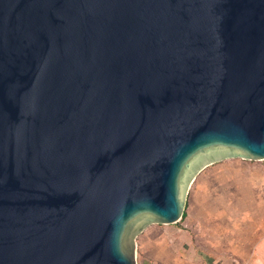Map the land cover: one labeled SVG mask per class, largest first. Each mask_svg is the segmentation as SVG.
<instances>
[{"label": "water", "instance_id": "95a60500", "mask_svg": "<svg viewBox=\"0 0 264 264\" xmlns=\"http://www.w3.org/2000/svg\"><path fill=\"white\" fill-rule=\"evenodd\" d=\"M231 158L264 160V0H0V264H138Z\"/></svg>", "mask_w": 264, "mask_h": 264}, {"label": "crops", "instance_id": "0c3cea01", "mask_svg": "<svg viewBox=\"0 0 264 264\" xmlns=\"http://www.w3.org/2000/svg\"><path fill=\"white\" fill-rule=\"evenodd\" d=\"M234 161L249 166V162L258 160L231 158L204 168L190 186L185 217L174 224H152L137 237V252L140 251L144 262L195 264L194 260L200 256L206 264H213L220 260L226 262L234 253L236 254L237 251H234L232 245L222 248L209 242L221 241L224 235L231 233L222 227L224 221H233L237 214L247 215L254 211V207L250 206L248 201H241L246 195L241 194L239 183L241 176L247 174L251 167L244 170L240 167L233 169L232 166H236ZM229 171L231 173H228ZM157 225L169 226L164 228L166 236L163 234L156 238L154 226ZM231 230L233 231V228ZM166 238L171 242L169 245L168 241H165ZM199 241H207V245L199 244ZM242 241L253 240L244 237ZM241 252L250 254L251 249ZM242 253L240 256L243 258Z\"/></svg>", "mask_w": 264, "mask_h": 264}, {"label": "rangeland", "instance_id": "374dc122", "mask_svg": "<svg viewBox=\"0 0 264 264\" xmlns=\"http://www.w3.org/2000/svg\"><path fill=\"white\" fill-rule=\"evenodd\" d=\"M249 163V166H246V164L235 162L236 166L232 167L233 169L240 167L243 170L251 167L247 174L241 176L239 183L241 185V194L246 195V197L241 198V201H248V204L254 207V211H251L250 214L247 215L237 214L234 216L233 221H224L222 227L228 229V232L231 233L229 234L226 232L228 235H224V238L221 239V241L209 242L218 244L222 248H228L232 245L234 251L237 252L236 254L234 253L232 257H229L227 259L228 261L224 262V260H220L215 261L213 264H264V161L258 160ZM228 173H231V171ZM230 189H232V185ZM154 227L156 229V238H158L163 234L166 236L167 232L164 228L169 226L157 225ZM231 228H233V231ZM232 237L234 238L232 239ZM244 237H249L253 241H242L244 240ZM229 238L231 241H227L230 240ZM165 241H168V239ZM206 242L207 241H199V244L207 245ZM170 243L171 242L168 241L167 245ZM250 249V254H243L241 252L242 250L250 251ZM240 253H242L243 258L240 256ZM137 260L138 264H152L146 263L142 260L140 251L137 252ZM205 262L206 261L200 256L194 260L195 264H206ZM168 264L175 263L169 262Z\"/></svg>", "mask_w": 264, "mask_h": 264}, {"label": "trees", "instance_id": "16d2710c", "mask_svg": "<svg viewBox=\"0 0 264 264\" xmlns=\"http://www.w3.org/2000/svg\"><path fill=\"white\" fill-rule=\"evenodd\" d=\"M185 215H186V211L184 212L182 219L185 217ZM182 219H181V220H182Z\"/></svg>", "mask_w": 264, "mask_h": 264}]
</instances>
